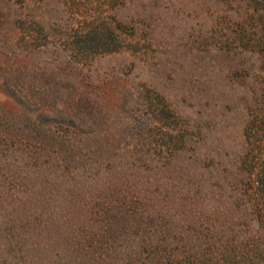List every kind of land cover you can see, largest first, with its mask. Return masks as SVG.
Returning a JSON list of instances; mask_svg holds the SVG:
<instances>
[{
	"label": "trees",
	"instance_id": "16d2710c",
	"mask_svg": "<svg viewBox=\"0 0 264 264\" xmlns=\"http://www.w3.org/2000/svg\"><path fill=\"white\" fill-rule=\"evenodd\" d=\"M239 1L252 26L237 36L250 57L235 72L249 67L261 87L230 168L198 154L214 131L210 118L183 114L181 125L167 103L154 110L148 96L145 118L129 125L139 144L105 156L97 116L106 111L89 105L91 94L64 85L70 92H54L57 106L51 93L6 76H26L25 66L6 70L0 83L14 106L0 104V264H264V0ZM82 32L77 51L95 39Z\"/></svg>",
	"mask_w": 264,
	"mask_h": 264
},
{
	"label": "rangeland",
	"instance_id": "374dc122",
	"mask_svg": "<svg viewBox=\"0 0 264 264\" xmlns=\"http://www.w3.org/2000/svg\"><path fill=\"white\" fill-rule=\"evenodd\" d=\"M249 13L239 0H0V81L7 69L23 65L26 76H6L24 89L51 93L49 103L62 104L54 92H70L64 85L91 94L89 105L106 111L97 116L108 138L105 156L139 144L129 125L132 116L145 118L146 96L154 110L167 103L181 125L183 114L202 124L210 118L206 127L216 141L202 142L198 154L230 168L243 148L249 99L261 87L256 72L234 67L250 57L237 39L240 31L249 33ZM76 30L95 38L80 51ZM0 104L14 106L1 83ZM152 129L157 142L160 132Z\"/></svg>",
	"mask_w": 264,
	"mask_h": 264
}]
</instances>
